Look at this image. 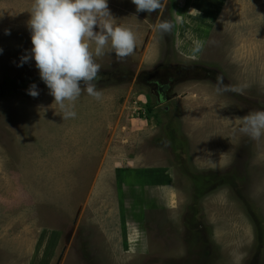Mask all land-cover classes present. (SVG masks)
Here are the masks:
<instances>
[{"label":"rangeland","instance_id":"obj_1","mask_svg":"<svg viewBox=\"0 0 264 264\" xmlns=\"http://www.w3.org/2000/svg\"><path fill=\"white\" fill-rule=\"evenodd\" d=\"M166 2L108 0L135 51L94 57L101 98L82 83L62 119L21 62L33 0H0V264H264V133L239 131L264 111V0Z\"/></svg>","mask_w":264,"mask_h":264},{"label":"clouds","instance_id":"obj_2","mask_svg":"<svg viewBox=\"0 0 264 264\" xmlns=\"http://www.w3.org/2000/svg\"><path fill=\"white\" fill-rule=\"evenodd\" d=\"M136 12H162L166 0H131ZM197 15L199 11L195 9ZM27 27L31 33L30 55L21 57V62L34 59L39 76L60 109L62 119L75 118V102L82 92L96 100L101 92L96 90L100 65L94 57L107 51L118 60L132 55L136 46V34L131 28L119 26L109 19L113 17L108 0H33ZM182 17L177 15L176 23ZM175 24L162 20L154 28L162 35L172 31ZM98 29V30H97ZM199 43L196 49L199 50ZM221 84L223 79L219 78ZM224 91L242 93L239 87H225ZM32 97L39 91L35 84L27 90ZM239 131L252 139L264 133V111H256L243 117Z\"/></svg>","mask_w":264,"mask_h":264},{"label":"flooded vegetation","instance_id":"obj_3","mask_svg":"<svg viewBox=\"0 0 264 264\" xmlns=\"http://www.w3.org/2000/svg\"><path fill=\"white\" fill-rule=\"evenodd\" d=\"M197 69L196 66L194 67H189V68H185L186 70H192V69ZM208 74V71H207ZM173 77H169L167 80H159V79H154L152 81H147L145 83V86L147 87V89L149 90V94H153L155 91L158 92L159 98L160 99H164V96L166 95V98H168V93L170 92L171 88H172V84H173ZM148 94V95H149Z\"/></svg>","mask_w":264,"mask_h":264}]
</instances>
